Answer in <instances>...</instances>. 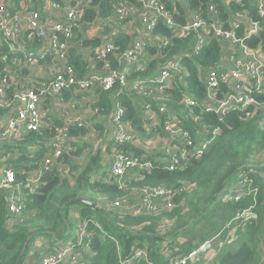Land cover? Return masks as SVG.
<instances>
[{
    "label": "trees",
    "instance_id": "1",
    "mask_svg": "<svg viewBox=\"0 0 264 264\" xmlns=\"http://www.w3.org/2000/svg\"><path fill=\"white\" fill-rule=\"evenodd\" d=\"M164 1L180 24L189 20L187 9L201 11L209 18L211 4L217 6L219 21H225L226 27H229L228 19L236 13L258 20L261 30L247 42L254 46L261 41L264 52V16L258 13L254 0ZM31 2L33 9L38 10L44 9L48 2L65 6L73 1ZM90 4L83 27L75 26L72 30L66 65L73 68L79 79L97 71L113 73L114 83L109 89L98 86L92 91L95 98L88 122L93 130L79 124L65 126V118H60L45 103L49 97H62L68 102L76 95L74 89L64 90L60 95L43 92L39 93L44 97L43 109L54 123L49 126L44 123L39 129L24 132L3 144L0 179L5 167L10 165L16 176L15 186L25 184L34 172L39 181L33 191L24 188L18 191L17 203L24 205L20 215L7 211L8 197L0 190V264H27L32 243L39 237L49 239L48 250L54 252L63 247L57 241H69L75 247L74 253H82L88 264H125L127 257L141 250L147 251L148 258H143L140 264H169L172 257L188 255L212 239L237 212L248 209H253L257 218L234 221L233 227H238L235 236L228 237L227 231L224 232L221 235L224 246H215L212 257L208 251L203 258L212 260L208 264H264V111L239 107L219 117L217 112L205 111L201 105L182 102L184 97H190L200 103L205 97L208 71L222 59V40L208 30L205 45L194 52L191 50L194 34L172 37L171 43L160 45L149 34L141 35L143 45L137 55L138 63L127 66L122 58L136 35L126 25L137 19L136 11L143 9L144 0H91ZM119 7L126 10L122 19L117 16ZM14 12L11 8V13ZM96 18V24L108 18L112 21L102 35L93 37L88 30L94 28L90 26ZM160 33L171 36L172 29L160 22L152 34ZM238 35H243L242 29ZM107 40L114 45L107 57L101 59L100 47ZM25 42L29 49H36L39 44L38 40ZM180 56H183L181 71H173L169 87L161 89V84L152 78L167 61ZM16 57L21 58L15 60ZM22 57V52L14 53L6 41H1L0 74L10 69L18 77L9 82L0 98V121L18 107L19 93L31 85L39 91L41 83H49V78L36 77L29 67L20 68L17 64L23 61ZM122 73L124 80L120 78ZM138 84H144L145 88L137 87ZM259 102L264 105V95ZM162 105L168 107L174 120L179 119L178 123L193 137L204 128L210 136L215 129L220 130L202 157L182 154L177 146L175 152L182 161L175 169L168 168L169 146L155 141L157 146L151 138L153 132L164 139L169 137L163 127L168 113H162ZM120 109V118L115 121ZM107 124H112L113 129L125 125L133 133L134 141L111 139ZM63 128L67 137L62 140L65 149L54 165L44 167L43 158L52 152L51 146L59 140ZM78 138L82 139L81 143ZM108 142L113 151L141 156L150 162V167L138 174L139 169L131 170L133 175L125 174L122 182L109 177L102 161L104 143ZM84 155L88 160L84 165L78 164ZM241 174L248 191L239 201L227 200L228 185ZM158 187L173 189L172 207L147 210L137 204L144 190ZM79 198L96 202L98 206ZM82 225L80 235L78 229ZM85 242H89L93 252ZM59 264L70 263L63 259Z\"/></svg>",
    "mask_w": 264,
    "mask_h": 264
},
{
    "label": "built area",
    "instance_id": "2",
    "mask_svg": "<svg viewBox=\"0 0 264 264\" xmlns=\"http://www.w3.org/2000/svg\"><path fill=\"white\" fill-rule=\"evenodd\" d=\"M32 0H0V43L6 41L14 53L22 52L23 61L17 64L20 68L29 67L33 70L38 78H49V83H41L40 89L32 86L19 93L18 107L8 114L3 120L0 121V152L4 151L3 144L14 139L19 138L24 132L39 129L44 123L49 126L53 122V118L48 116L49 112L41 108V102L44 97L41 93L49 92L54 95H60L64 90L74 89V94L92 91L94 88L101 86L103 89H109L114 83L112 74H105L102 71L92 72L83 79L75 76L73 68L66 65L67 49L71 44L72 30L75 26L83 27V20L87 14V8L91 6V0H72L67 2L65 6L58 3L48 2L44 9H33ZM241 2L242 0H236ZM253 1V0H248ZM257 4L258 13L264 16V0H254ZM71 3V6H69ZM142 10H137L136 21L139 22L141 28L134 29L137 33V38L132 42L129 51L123 56V61H131L132 64L138 63L137 55L142 52L143 42L141 35L149 34L154 38L157 45L168 44L172 42V37H186L194 34V43L191 50L197 52L206 43L207 31L213 37L222 40L226 45L227 50L222 58L220 69H209L206 76V93L205 97L199 103L196 99L184 97L182 102L187 105H201L205 111L217 112L219 117L231 110L247 109L252 106H260V102L255 92L260 90L264 85V52L261 41L256 45H250L247 40L253 35H256L261 30L260 22L258 20L248 18L242 13H236L228 19L229 27H226V22L221 19L217 12L215 4L209 5L211 14L207 18L203 12L194 11L190 14L189 20L185 23H177L174 19L172 11L167 7L164 0H144ZM11 8L15 9L11 13ZM188 12L190 9H187ZM126 15V10L123 7L117 8V16L122 19ZM97 18L91 24L88 33L90 36L97 37L102 35L105 27H109L112 19L101 20L96 24ZM172 29L171 36L162 33L156 36L152 33L160 22ZM135 22V21H134ZM101 26H98V25ZM129 24V23H128ZM89 28V27H88ZM243 30V35H238V30ZM38 40L39 44L36 49H29L25 41ZM197 40V42H196ZM196 42V43H195ZM113 42L107 40L103 42L100 47L99 58L104 59L107 53L112 49ZM126 57H128L126 59ZM183 56L172 58L165 64L166 68L161 70L152 78L155 83L161 84V89L167 88L170 85L172 72L181 71V60ZM21 57H16L15 60ZM7 68L10 67L6 65ZM18 77L17 73L8 69L6 74H0V98L5 92V88L9 82ZM124 80V74L120 76ZM28 80V78H27ZM29 81V80H28ZM144 84H138L137 87L144 89ZM40 93V94H39ZM60 102H67L60 97ZM44 103V102H43ZM1 104V102H0ZM262 110H264V105ZM162 113H168L167 118L163 121V127L168 133V138H162L166 143L168 159L170 157L169 169H175L182 159L179 154L175 152L177 146L182 151V154H189L195 158L202 157L214 137L220 133L217 128L210 132L204 128L202 132L193 137L175 116H171L168 107L162 105ZM122 109L115 117L118 121ZM150 114V111L147 112ZM60 118H65V126L71 124H79L81 126L91 127L87 121H80L78 119L67 118L64 114L56 112ZM65 129L60 130L59 140L51 146L52 152L46 154L43 158L42 164L44 167H51L55 164L57 158L62 154L65 145L62 140H66ZM111 139L118 141H134V135L128 131L125 125H119L115 129L112 128L109 132ZM81 143L82 139L78 138ZM156 143L155 141H152ZM157 144V143H156ZM158 146V144H157ZM70 150V149H69ZM112 162L108 168L109 177H115L116 180L122 182V177L131 173L134 169H147L150 167V162L145 161L141 156L127 155L123 152L115 151L113 154ZM132 170V171H131ZM136 174V175H137ZM131 175H133L131 173ZM16 176L10 167L7 165L2 173L0 179V190H4L7 194V211L13 215H20L24 205L17 203L20 199L17 193L20 189H29L33 191L34 187L38 184L39 178L35 172L33 176L27 180L25 184L14 182ZM245 185V180H242ZM229 196L226 199H234L235 201L241 200L245 193L240 191L236 186L227 189ZM19 194V193H18ZM173 189L169 187H158L149 190H144L138 198V205L147 210H152L161 207H172L173 204ZM11 215V216H13ZM256 219L257 215L253 209L245 210L244 212H237L235 221L239 219ZM233 222L229 223L226 228L233 232L235 236L237 226L233 227ZM83 225L78 229L82 235ZM223 229L214 235L212 239L203 242L198 248L192 250L188 255L176 256L170 259L169 264H208L212 260L203 258V254L208 251L212 257V252L215 246H222L221 235L223 236ZM227 231V235H228ZM71 245V250L75 247ZM61 250V249H60ZM56 251L58 254L48 256L41 264H59L63 259L64 252ZM168 254V251L166 252ZM143 258H148L147 251L141 250L136 254L132 253L127 257L125 264H140ZM80 259H83L80 257ZM204 259V260H202Z\"/></svg>",
    "mask_w": 264,
    "mask_h": 264
},
{
    "label": "crops",
    "instance_id": "3",
    "mask_svg": "<svg viewBox=\"0 0 264 264\" xmlns=\"http://www.w3.org/2000/svg\"><path fill=\"white\" fill-rule=\"evenodd\" d=\"M189 14H192L191 10H189ZM134 25H137V28ZM126 27H130L132 30H134L135 28L136 29L141 28L139 22L136 20H135V22L127 24ZM133 34H135L136 35L135 38H137L138 34L137 33H133ZM127 62H130V61L125 60V64H127ZM221 63H222V61H220V63L217 66L211 67V68L220 69ZM78 97H79L80 101H77V102H74V98L68 102H60L59 100H61V98L49 97L48 103L47 102H45V103L48 104V107L49 106L52 107L50 110L58 111L61 114H64L67 118L78 119L80 121H87V119L89 120V118L92 114V110H91V108L85 106V103H88L91 105L92 101L95 98V95L93 92H88V94L85 95L84 97L82 94H80ZM45 103H44V105H45ZM44 105H43V101H42L40 107L43 108ZM106 123H111V122L108 121ZM107 125H108V128L110 130L111 124H107ZM103 148H104L105 153H104L102 161H103V164L105 165L104 167H105L106 171H108V168L110 167V164L112 162V159H110V158H113V154L115 151H113V146L110 142L104 143ZM241 178H243L242 174L239 175L238 177H236L235 179H233L231 181V183L228 185V189L232 188V186H236L238 190L244 191L243 190L244 184H243V181ZM47 249H48V246L45 247V250H47ZM26 263L30 264V260H27Z\"/></svg>",
    "mask_w": 264,
    "mask_h": 264
},
{
    "label": "rangeland",
    "instance_id": "4",
    "mask_svg": "<svg viewBox=\"0 0 264 264\" xmlns=\"http://www.w3.org/2000/svg\"><path fill=\"white\" fill-rule=\"evenodd\" d=\"M127 58L128 57H126V59ZM130 65H132V60L130 62H127V66H130ZM88 92H92V91L77 93L75 95V97L73 96L68 101H70L73 98H74V102L80 101L78 95L82 94L84 97L85 95L88 94ZM255 94L258 97V99L261 96H263L264 95V85L262 87H260V90L256 91ZM85 106L91 108V105L88 103H85ZM252 107L258 108V112H260V110H262L261 105L260 106H252ZM151 138L159 144L166 145V143L162 140V138L159 135H157L156 132H153ZM87 160H88V156L84 155L83 157L79 158L78 164L84 165ZM249 171L255 172L253 169H250ZM243 190H245V192L248 191L246 185H244ZM226 192L228 193V190ZM227 196H229V194H226V197ZM97 206H98V204H97ZM233 221H235V217L232 218L230 221H228L227 224H225V226L223 227V232L228 231V233H229L228 237H232L234 234L231 230H228V228H226V226ZM183 240L184 239H182L181 241H183ZM47 243H50V240L45 239L44 237H39L32 243L30 253H29V255H27V260H30V264H41L46 257L54 256V255L58 254L57 252H54L53 250H48V249L45 250V247L48 246ZM88 243L89 242H85V245L89 246ZM57 244H59V245L61 244L63 246L60 251L64 252L63 257L67 263H70V264H88L89 263V261L87 259H80V257L84 256L82 253H74V251L71 250V248H70L71 245H70L69 241L60 240V241H57ZM222 246H224L223 242H222ZM89 251L93 252L90 246H89ZM198 264H203V263H198Z\"/></svg>",
    "mask_w": 264,
    "mask_h": 264
},
{
    "label": "water",
    "instance_id": "5",
    "mask_svg": "<svg viewBox=\"0 0 264 264\" xmlns=\"http://www.w3.org/2000/svg\"><path fill=\"white\" fill-rule=\"evenodd\" d=\"M196 42H197V40H196ZM196 42H195V43H196ZM223 47H224V49H223V51H222V53H221L222 58L224 57L225 52H226V50H227L226 45H224ZM221 60H222V59H221ZM161 67L164 69V68L167 67V65L164 64V65H162ZM79 200L82 201V202H86V203H88V204H91V205H93V206H97V203H96V202L90 201V200H88V199H85V198H79Z\"/></svg>",
    "mask_w": 264,
    "mask_h": 264
},
{
    "label": "clouds",
    "instance_id": "6",
    "mask_svg": "<svg viewBox=\"0 0 264 264\" xmlns=\"http://www.w3.org/2000/svg\"><path fill=\"white\" fill-rule=\"evenodd\" d=\"M210 69H212V68H210ZM44 110V109H43ZM57 112V111H56Z\"/></svg>",
    "mask_w": 264,
    "mask_h": 264
}]
</instances>
